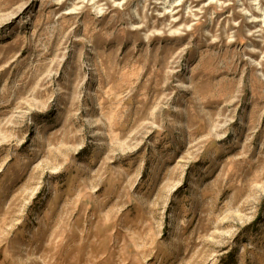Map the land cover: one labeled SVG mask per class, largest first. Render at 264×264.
Returning a JSON list of instances; mask_svg holds the SVG:
<instances>
[{"label": "rangeland", "instance_id": "rangeland-1", "mask_svg": "<svg viewBox=\"0 0 264 264\" xmlns=\"http://www.w3.org/2000/svg\"><path fill=\"white\" fill-rule=\"evenodd\" d=\"M0 264H264V0H0Z\"/></svg>", "mask_w": 264, "mask_h": 264}]
</instances>
